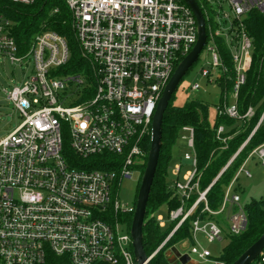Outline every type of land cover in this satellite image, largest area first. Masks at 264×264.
Returning <instances> with one entry per match:
<instances>
[{
    "label": "built area",
    "instance_id": "obj_1",
    "mask_svg": "<svg viewBox=\"0 0 264 264\" xmlns=\"http://www.w3.org/2000/svg\"><path fill=\"white\" fill-rule=\"evenodd\" d=\"M7 1L32 5L36 0ZM62 1L72 14L75 40L88 66L83 73L61 72L71 59L65 37L42 31L22 49L13 22L0 11V56L12 63L33 61V75L7 93L23 121L0 139V264H46L50 255L66 257L71 264H136L130 230H121L136 205L113 199L112 187L140 175L146 156L142 141L151 135L157 105L176 67L197 43V20L183 0ZM196 1L206 21L205 49L212 56L211 70L203 69V77L216 82L229 73L216 38H223L231 53L233 103L219 114L248 119L253 109L241 115L237 107L253 61L246 19L254 11L264 14V0ZM200 88L195 84L192 90ZM183 131L189 133L183 140L192 155H184L174 171L172 188L181 205L169 212L176 226L167 241L195 216L192 240L180 245H189L188 255L197 262L224 264L200 245L197 235L210 243L222 240L224 224L212 217L227 213L229 234L238 236L247 228V214L240 195L232 193L233 183L220 209L209 208L212 185L201 188L194 129ZM223 132L220 127L218 135ZM104 155L118 159L119 168L92 167ZM253 156L264 170V145ZM185 164L191 171L181 182ZM244 165L238 175L245 172ZM253 264H264V251Z\"/></svg>",
    "mask_w": 264,
    "mask_h": 264
},
{
    "label": "trees",
    "instance_id": "obj_2",
    "mask_svg": "<svg viewBox=\"0 0 264 264\" xmlns=\"http://www.w3.org/2000/svg\"><path fill=\"white\" fill-rule=\"evenodd\" d=\"M1 5L0 11L13 22V35L22 49L27 47L35 34L46 30L53 31L66 38L71 50V59L67 66L61 69V72L64 74L83 73V70L88 68L87 63L80 56L75 40L72 14L62 0H36L32 5L15 4L4 0ZM246 29L253 40V61L246 76V83L239 91L237 107L241 115H245L250 108L253 109L252 117L233 119L227 115L219 114L220 109L230 104L233 79L235 78L231 53L225 40L221 37L216 38V44L229 73L215 82L221 89V96L214 124L211 125L209 122L208 106L198 100H192L184 106H176L173 104L174 94L166 111L162 149L143 231L144 247L148 256L154 254L167 241L176 226V222H170V227L164 231L157 221L156 212L163 206L170 212L181 205L180 197L172 188L176 177L170 178V167L177 161L174 151L184 127L194 129V144L201 175V188L204 190L212 185L207 194L208 206L212 211L220 209L226 190L239 179L238 173L251 157L252 152L264 145V14L257 11L251 12L246 19ZM220 127L224 128V132L219 136ZM150 147L151 135L142 141V148L146 152V156L144 163L140 166L141 178L138 193L147 166ZM240 149L241 151H239ZM237 153L235 159L223 171ZM109 158L112 159L111 163L107 162ZM117 161L118 159L113 155H104L98 157L92 167L100 170H117L119 168ZM238 191L237 188L234 189V193L238 194ZM195 198L191 200L190 204L195 201ZM136 203L137 201L135 205ZM201 209H203V205H201ZM244 209L248 219L246 230L238 236L229 234L228 245L223 249L221 256L216 258L224 264H233L264 234V197L252 199ZM212 218L223 224L219 216ZM194 219L195 216L173 234L152 259V264H180L179 262L171 263V257H168L167 253L182 242L192 240L191 221ZM125 220L131 231L133 216H127ZM46 264H71V262L66 257L50 255Z\"/></svg>",
    "mask_w": 264,
    "mask_h": 264
},
{
    "label": "rangeland",
    "instance_id": "obj_3",
    "mask_svg": "<svg viewBox=\"0 0 264 264\" xmlns=\"http://www.w3.org/2000/svg\"><path fill=\"white\" fill-rule=\"evenodd\" d=\"M201 3V1H200ZM212 56L204 49L198 62L190 69L187 75L183 78L178 86L173 99V104L176 106H184L192 100H198L208 106V119L211 125L214 124L217 116V105H219L221 89L214 81L210 82L202 75V70H211ZM33 75V61H20L12 63L9 58L0 56V139L5 138L12 133L23 121V117L14 108L13 104L8 101L7 93H10L15 85H20L28 77ZM195 84H199L201 88L197 91L192 90ZM230 104L233 100L230 98ZM189 133L182 131L177 145L175 147L176 163L170 167V178H173L177 164H180L184 155H192V151L187 148L183 137L188 136ZM65 144L66 139H65ZM243 148V147H242ZM241 148V149H242ZM241 149L239 151H241ZM245 172L238 176V180L233 183L232 193L234 189H238L241 197L240 206L245 207L252 199H261L264 197V170L258 160L257 156L250 157L245 164ZM191 171V167L183 166L180 181L184 182L185 176ZM246 172H250L252 177L248 178ZM141 178L140 175L135 173L131 179H125L121 182L120 186L112 187V198L120 201L123 205H135L138 196V186ZM233 208H229L230 210ZM220 220L223 221L225 233L223 239L214 243L208 242L203 234H198L197 238L200 245L211 251L213 257L218 258L221 256L223 249L228 245L229 235V221L227 220V213L223 214ZM157 221L164 226H161L164 231L170 227L169 212L165 206L161 207L156 212ZM122 233H127L129 227L127 225L121 227ZM177 249L181 254H189L190 246H178ZM192 260L197 257L190 255ZM197 261V260H196ZM199 264H209L205 261H199Z\"/></svg>",
    "mask_w": 264,
    "mask_h": 264
},
{
    "label": "water",
    "instance_id": "obj_4",
    "mask_svg": "<svg viewBox=\"0 0 264 264\" xmlns=\"http://www.w3.org/2000/svg\"><path fill=\"white\" fill-rule=\"evenodd\" d=\"M183 1L192 9L196 17L198 24V40L193 50L181 61L175 70L163 92L153 117L151 147L148 155L147 166L142 176L141 186L137 196L136 210L133 216L132 227L130 231L136 264H152V260L150 256L147 255L144 247L143 231L150 194L154 184L162 149L165 114L175 92L178 89L179 84L190 71V69L198 62L200 55L205 49L208 41L206 21L198 2L196 0ZM263 251L264 234L233 264H253L261 256ZM167 256L171 257V263L179 262L180 264H199V262L192 260L188 254H181L176 247L168 251Z\"/></svg>",
    "mask_w": 264,
    "mask_h": 264
},
{
    "label": "crops",
    "instance_id": "obj_5",
    "mask_svg": "<svg viewBox=\"0 0 264 264\" xmlns=\"http://www.w3.org/2000/svg\"><path fill=\"white\" fill-rule=\"evenodd\" d=\"M248 160H249V159H248ZM248 160H247V161H248ZM247 161H246V163H247ZM246 163H245V164H246ZM245 167H246V166L244 165V169H245ZM186 246H187V245H186Z\"/></svg>",
    "mask_w": 264,
    "mask_h": 264
}]
</instances>
